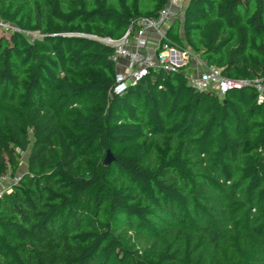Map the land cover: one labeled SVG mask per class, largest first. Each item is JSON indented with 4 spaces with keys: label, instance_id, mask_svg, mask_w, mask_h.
I'll use <instances>...</instances> for the list:
<instances>
[{
    "label": "trees",
    "instance_id": "1",
    "mask_svg": "<svg viewBox=\"0 0 264 264\" xmlns=\"http://www.w3.org/2000/svg\"><path fill=\"white\" fill-rule=\"evenodd\" d=\"M169 0H0V264H264V101L150 70L113 94V49ZM167 38L264 80V0H188ZM38 33L37 37L33 34ZM113 159L105 164L107 153Z\"/></svg>",
    "mask_w": 264,
    "mask_h": 264
},
{
    "label": "built area",
    "instance_id": "2",
    "mask_svg": "<svg viewBox=\"0 0 264 264\" xmlns=\"http://www.w3.org/2000/svg\"><path fill=\"white\" fill-rule=\"evenodd\" d=\"M183 2L184 0H169L157 17L139 20L138 29L133 35L129 30L119 41L104 40L114 51L112 61L115 63L117 72L113 94L124 95L131 87L141 82L151 69L175 73L185 66L191 71L187 75L188 84L197 91H214L217 95L224 96L231 90L254 88L258 102L262 103L264 101L263 79L251 81L225 78L219 69L208 66L199 55L167 38L172 22L184 11ZM0 32L10 34L19 30L9 22L0 19ZM150 35L158 38V46L152 52L148 50ZM3 181L4 177H0V184ZM3 195L4 191H0V199Z\"/></svg>",
    "mask_w": 264,
    "mask_h": 264
},
{
    "label": "rangeland",
    "instance_id": "3",
    "mask_svg": "<svg viewBox=\"0 0 264 264\" xmlns=\"http://www.w3.org/2000/svg\"><path fill=\"white\" fill-rule=\"evenodd\" d=\"M188 4V0H184L183 2V8L185 9L186 5ZM184 12V11H183ZM183 12H181L180 14H178L177 19L178 21V30H180V34L181 36L184 37V31L181 28L182 27V23H183ZM1 34L5 35V36H9V32H1ZM33 36L37 37L38 33H35ZM17 152L20 154V165L18 167V169L15 172H12L11 170H9V172L3 176L4 177V181L0 184V191H4V194L8 195L12 192L13 188L18 185L19 179L25 175L28 171V164H29V154H30V147L26 150V151H20L17 150Z\"/></svg>",
    "mask_w": 264,
    "mask_h": 264
},
{
    "label": "crops",
    "instance_id": "4",
    "mask_svg": "<svg viewBox=\"0 0 264 264\" xmlns=\"http://www.w3.org/2000/svg\"><path fill=\"white\" fill-rule=\"evenodd\" d=\"M157 46H158V38L155 35H150L148 50L152 52L157 48Z\"/></svg>",
    "mask_w": 264,
    "mask_h": 264
},
{
    "label": "water",
    "instance_id": "5",
    "mask_svg": "<svg viewBox=\"0 0 264 264\" xmlns=\"http://www.w3.org/2000/svg\"><path fill=\"white\" fill-rule=\"evenodd\" d=\"M112 159H113L112 155L110 154V152H108L104 163L107 165L111 162Z\"/></svg>",
    "mask_w": 264,
    "mask_h": 264
}]
</instances>
